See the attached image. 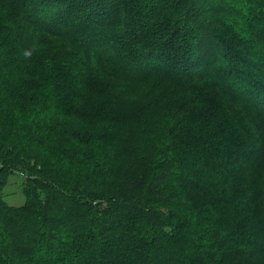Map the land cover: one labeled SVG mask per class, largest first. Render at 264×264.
<instances>
[{"label": "trees", "instance_id": "16d2710c", "mask_svg": "<svg viewBox=\"0 0 264 264\" xmlns=\"http://www.w3.org/2000/svg\"><path fill=\"white\" fill-rule=\"evenodd\" d=\"M125 74L254 125L236 151L217 121L183 135L171 95L163 125L141 114L101 140L152 155L101 177L91 140L122 121ZM17 168L0 264H264V0H0V188Z\"/></svg>", "mask_w": 264, "mask_h": 264}, {"label": "rangeland", "instance_id": "374dc122", "mask_svg": "<svg viewBox=\"0 0 264 264\" xmlns=\"http://www.w3.org/2000/svg\"><path fill=\"white\" fill-rule=\"evenodd\" d=\"M134 19V17H133ZM151 28L146 27V31L150 32L153 31L154 35L156 34L154 28L150 25ZM125 73V72H123ZM125 76V77H124ZM129 77L130 82L133 83V86L126 87L125 90L122 89V121H119V126L113 127V129L110 131L104 130V132H100V135L98 134V139H92L91 144H98L97 150L99 152H102L104 155V163L106 164V167L104 168L105 164L101 163L99 164L98 173L101 177H117L115 174L117 173V168L126 169L127 167H132L131 165L139 158V155L142 154L151 156L152 154H148V150H142V147L136 149L137 152L131 153L130 151L123 152L122 155H119L117 151L113 152L110 150H115L118 146L117 142L111 138L110 141V147L104 148L103 147V140L105 137H109L111 135L116 134L112 137L117 136L118 133H122L127 130L128 125H132L137 121V118L142 114V117H147L149 120L153 119L154 122H159L161 125L162 120L165 119L164 117V99L170 98V96L174 95L175 92L167 91L164 96L163 91L166 90L163 86L165 83L162 80L158 79V76H152V77H141V76H135V75H123L122 76V83L124 82L125 78ZM174 84L178 83V88L181 94H176L171 99L175 104H179L182 108V110L185 112L191 113V115L188 116V122L183 123L181 127H179L180 133L183 135H193L198 133H203V131L207 128V126L214 121H217L221 125L222 129V140L223 144H226V146H231L232 149L234 145L231 143L234 142V138L238 137V135L242 132H247L248 128L247 126L253 127L254 123L252 121L247 122V112L245 109L242 108V105L240 104V99H238L239 102H237L239 105H241V108L243 109V115L244 120H246V123L241 118H236L230 115L227 107L216 101L213 97L209 96L204 90L198 89V91H194L193 94L190 96L192 98L186 97V89L183 84L175 80V78H172L171 80ZM238 82V81H237ZM184 92V93H182ZM189 95V94H188ZM187 95V96H188ZM144 115V116H143ZM183 116V115H179ZM166 123V122H165ZM170 125V124H169ZM102 138L99 140V137ZM231 144V145H227ZM123 147V145H122ZM237 149H235L236 151ZM208 155V156H207ZM206 158H203L202 162L206 165V162H208L209 159H216L215 154H207ZM69 159H74L75 156L72 154H68ZM80 157V156H79ZM64 159H67L64 157ZM76 159V158H75ZM22 169H15L7 179V182L4 187L0 188V197L5 199L7 202H9L12 205H22L25 203L26 198L24 194V189L27 186V173L23 170L24 176H22L21 173ZM123 171V170H122ZM111 174V175H110Z\"/></svg>", "mask_w": 264, "mask_h": 264}, {"label": "built area", "instance_id": "2783aa9c", "mask_svg": "<svg viewBox=\"0 0 264 264\" xmlns=\"http://www.w3.org/2000/svg\"><path fill=\"white\" fill-rule=\"evenodd\" d=\"M22 176H24V172L23 171H21V173H20Z\"/></svg>", "mask_w": 264, "mask_h": 264}]
</instances>
